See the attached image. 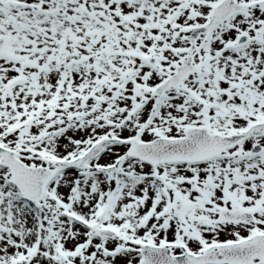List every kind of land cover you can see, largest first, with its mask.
<instances>
[{"label":"snow or ice","instance_id":"1","mask_svg":"<svg viewBox=\"0 0 264 264\" xmlns=\"http://www.w3.org/2000/svg\"><path fill=\"white\" fill-rule=\"evenodd\" d=\"M0 264H264V0H0Z\"/></svg>","mask_w":264,"mask_h":264}]
</instances>
